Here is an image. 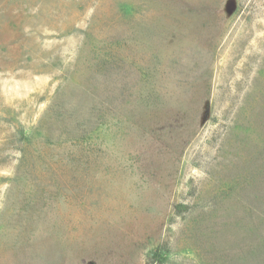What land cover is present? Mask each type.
I'll list each match as a JSON object with an SVG mask.
<instances>
[{
    "label": "rangeland",
    "instance_id": "1",
    "mask_svg": "<svg viewBox=\"0 0 264 264\" xmlns=\"http://www.w3.org/2000/svg\"><path fill=\"white\" fill-rule=\"evenodd\" d=\"M0 264H264V0H0Z\"/></svg>",
    "mask_w": 264,
    "mask_h": 264
},
{
    "label": "trees",
    "instance_id": "2",
    "mask_svg": "<svg viewBox=\"0 0 264 264\" xmlns=\"http://www.w3.org/2000/svg\"><path fill=\"white\" fill-rule=\"evenodd\" d=\"M177 210H179V206H177L176 208ZM152 256H156V252L152 254Z\"/></svg>",
    "mask_w": 264,
    "mask_h": 264
}]
</instances>
